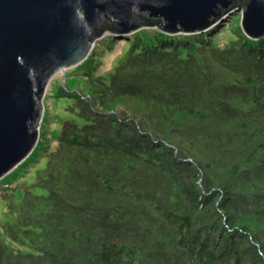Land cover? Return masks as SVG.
I'll use <instances>...</instances> for the list:
<instances>
[{
    "label": "trees",
    "instance_id": "1",
    "mask_svg": "<svg viewBox=\"0 0 264 264\" xmlns=\"http://www.w3.org/2000/svg\"><path fill=\"white\" fill-rule=\"evenodd\" d=\"M141 17L129 33L102 20L97 42L129 35L120 60L70 67L55 97L76 118L54 135L40 123L6 173L43 160L33 185L46 194H3L14 221L0 223V264H264V35Z\"/></svg>",
    "mask_w": 264,
    "mask_h": 264
},
{
    "label": "water",
    "instance_id": "2",
    "mask_svg": "<svg viewBox=\"0 0 264 264\" xmlns=\"http://www.w3.org/2000/svg\"><path fill=\"white\" fill-rule=\"evenodd\" d=\"M0 0V177L33 149L42 115L41 98L52 74L80 63L103 33L144 26L167 33L204 31L226 12L240 10L251 38L264 35V0ZM141 15V16H140Z\"/></svg>",
    "mask_w": 264,
    "mask_h": 264
},
{
    "label": "rangeland",
    "instance_id": "3",
    "mask_svg": "<svg viewBox=\"0 0 264 264\" xmlns=\"http://www.w3.org/2000/svg\"><path fill=\"white\" fill-rule=\"evenodd\" d=\"M226 16V17H225ZM232 16L234 17L233 22L229 23V26L226 25L224 26L223 24H226L228 20L230 21L229 17ZM240 16L241 12L240 10L234 9L233 11L226 12V14L223 16V19H218L219 25L216 29V34L222 35V29L223 27L225 28L224 30L232 29V24H236L239 22L240 25ZM242 29V27H241ZM243 31V30H242ZM132 32V31H131ZM129 33V32H128ZM108 34V32H104L103 38L98 41L97 36L91 43H90V49L88 51V54L91 55L95 59L93 62L95 65V68L89 72L91 74H94V72H98L101 69L100 68H105L104 70L110 69L112 66L118 63V61L121 58V54L125 51V45L123 48L122 44L120 45L121 38H128L129 35L123 36V35H116V37L112 38L111 45L109 46V41L111 38L108 36H105ZM233 32H229L228 35L225 36V38H231ZM218 35V36H219ZM98 38V39H97ZM97 42V43H96ZM116 42V43H115ZM94 44H97V47H94ZM120 45V49H119ZM95 51V52H94ZM94 52V53H93ZM83 61V60H82ZM81 61V62H82ZM80 62V63H81ZM109 63V64H108ZM79 64V63H78ZM108 64V65H107ZM89 65V64H86ZM85 65V66H86ZM81 66V65H80ZM75 67V66H74ZM79 68V67H78ZM71 71V68H66L63 71V74L61 72H55L54 74L51 75L49 78L45 91L42 95L41 102H42V115L41 119L37 125V130L38 132L40 131L41 125L43 123L42 130L46 131V134L54 135L56 133V129L58 125H60V122L63 120L67 119H74L76 118L74 116V113L66 109V100L67 98H58L55 97L57 93V88L58 85L61 84L62 79L64 78V73H69ZM103 71V70H102ZM87 72V71H86ZM60 73V74H58ZM70 75H66V83L68 87H72L75 90H82L84 86V82L82 80V77L78 78L76 75H74V79H70ZM48 95H52V97H48ZM59 101V102H58ZM42 119L43 122H42ZM40 139V138H39ZM42 139L41 141H43ZM44 161L40 160V162L37 164V166L32 167L30 170L27 172L23 173L22 175H15L14 172L8 173L0 177V223L3 222H13L14 221V215L10 212H7L6 209V199L3 197L4 193H12V199L14 202H17L21 199V194L23 192V187L25 185L28 186V189L33 192L34 194H46V189L40 188L36 185H33L36 179V168H40L43 166ZM3 238L5 236L1 234ZM6 239V238H5ZM7 240V239H6ZM8 241V240H7Z\"/></svg>",
    "mask_w": 264,
    "mask_h": 264
},
{
    "label": "clouds",
    "instance_id": "4",
    "mask_svg": "<svg viewBox=\"0 0 264 264\" xmlns=\"http://www.w3.org/2000/svg\"><path fill=\"white\" fill-rule=\"evenodd\" d=\"M70 68V67H69Z\"/></svg>",
    "mask_w": 264,
    "mask_h": 264
}]
</instances>
